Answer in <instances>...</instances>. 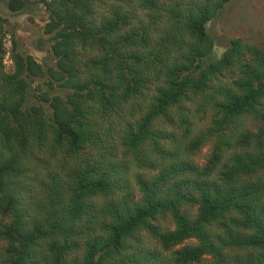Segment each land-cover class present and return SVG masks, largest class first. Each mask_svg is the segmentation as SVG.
I'll list each match as a JSON object with an SVG mask.
<instances>
[{
    "label": "trees",
    "instance_id": "16d2710c",
    "mask_svg": "<svg viewBox=\"0 0 264 264\" xmlns=\"http://www.w3.org/2000/svg\"><path fill=\"white\" fill-rule=\"evenodd\" d=\"M138 1L0 0L45 7L55 60L0 58V264H264V47L216 55L232 0ZM133 167L160 169L135 174L138 200Z\"/></svg>",
    "mask_w": 264,
    "mask_h": 264
},
{
    "label": "rangeland",
    "instance_id": "374dc122",
    "mask_svg": "<svg viewBox=\"0 0 264 264\" xmlns=\"http://www.w3.org/2000/svg\"><path fill=\"white\" fill-rule=\"evenodd\" d=\"M29 1L32 4L37 2V0ZM112 1L113 0H106L107 4H111ZM161 1H166L169 4L175 2L176 0ZM122 3L124 4L125 2ZM138 3V0H132L127 7L126 5H124V7L134 11ZM98 9L99 15L107 14L108 7H106L104 3H102ZM138 12L141 15L145 13L142 12L141 9H139ZM0 15L4 19L8 20V23H4V33L1 35L4 47L3 50L0 49V58L3 57L6 71L11 72L13 70L14 64L12 60V52L15 47L24 55L33 56L37 62L43 64L45 68L55 64V60L51 55L52 44L49 40L50 37L47 36L44 31L45 25L49 21V16L44 6L41 5L39 10H36L34 14H24L11 17L5 6L0 2ZM207 28L215 40L216 55L220 57L223 55L224 51L230 47L231 41L236 38H241L245 43L263 48L264 0H232L225 7L222 13H220L217 18L208 24ZM211 116V110L198 114L197 120L202 119V122L195 125L197 132L206 130V128L210 125ZM257 126V122L253 118H249L245 121L243 128L246 131L255 133L257 132ZM176 133L177 136L180 135L179 131ZM111 142V144H113V141ZM212 151L213 143L210 142L201 147V149L192 156V161L199 167H203L207 164ZM159 170V168L155 170H138L137 167L132 168L129 172V178L133 186V191L136 195V200L140 198V193L135 183V174L138 172L140 174H144L148 178L151 175L157 174ZM159 223L163 229H175V225L170 218L160 220ZM195 244L196 240L186 241L182 246H179L176 249ZM4 247V241L0 240V252H2Z\"/></svg>",
    "mask_w": 264,
    "mask_h": 264
}]
</instances>
